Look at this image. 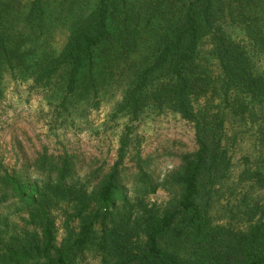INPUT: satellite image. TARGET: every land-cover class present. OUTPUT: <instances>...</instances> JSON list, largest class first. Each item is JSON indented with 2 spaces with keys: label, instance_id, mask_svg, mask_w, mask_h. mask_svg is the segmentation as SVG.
<instances>
[{
  "label": "trees",
  "instance_id": "trees-1",
  "mask_svg": "<svg viewBox=\"0 0 264 264\" xmlns=\"http://www.w3.org/2000/svg\"><path fill=\"white\" fill-rule=\"evenodd\" d=\"M249 3L189 0L127 97L125 106L137 117L152 100L194 123L195 147L171 153L180 159L168 179L178 190L171 206L161 209L147 199L160 185L156 159L138 153L127 166V142L108 170L99 167L87 175L78 173L76 155L42 152L33 159L38 173L32 178L25 176L27 163L23 169L4 168L0 175V205L15 200L30 226L20 231L0 227V264H81L87 251L100 255L103 264H186L193 257L216 264H264V207L254 220L261 195L247 211L251 225L246 229H226L210 214L213 186L231 167L225 143L228 110L240 112L251 102L264 107V73L256 71L245 38L264 48V30L257 15L246 13ZM44 14V0H32L27 18L42 25ZM110 14L111 0H100L41 75L50 78L70 65L68 91L74 92L84 70L93 72L97 50L118 41ZM126 40L132 48L134 33ZM7 50L0 29V52ZM246 174L254 187L264 189V170ZM244 200L250 202L247 195ZM61 202L70 208L64 211L66 234L59 239L55 210Z\"/></svg>",
  "mask_w": 264,
  "mask_h": 264
},
{
  "label": "rangeland",
  "instance_id": "rangeland-1",
  "mask_svg": "<svg viewBox=\"0 0 264 264\" xmlns=\"http://www.w3.org/2000/svg\"><path fill=\"white\" fill-rule=\"evenodd\" d=\"M99 1L44 0L40 25L27 18L32 0H0V29L8 44L7 52H0V175L4 168L23 169L27 163L25 176L32 178L38 173L32 167L33 159L42 152L76 155L81 175L99 167L108 170L127 142V166L138 153L156 159L160 185L147 199L161 209L168 208L178 197L168 179L180 165L178 156L171 153L195 147L194 123L152 100L138 117L125 103L140 70L154 59L162 40L178 25L189 0H111L110 27L118 41L97 50L93 72L86 68L76 90L69 93L70 65H63L50 78L41 74L61 55L77 22ZM245 11L257 15L255 20L263 31L264 0H251ZM127 33H134L132 48L127 46ZM245 38L256 71L264 73V48L254 38ZM227 113L225 143L231 167L213 186L210 214L214 223L240 230L250 227L247 211L257 196L263 199L255 221L264 207V189L254 187L246 174L264 170V107L251 102L240 112ZM245 195L250 202L244 200ZM14 201L0 205V227L29 229ZM69 208L61 202L55 210L59 239L66 234L64 211ZM83 258L81 264H103L100 255L92 251ZM186 264L216 262L193 257Z\"/></svg>",
  "mask_w": 264,
  "mask_h": 264
}]
</instances>
